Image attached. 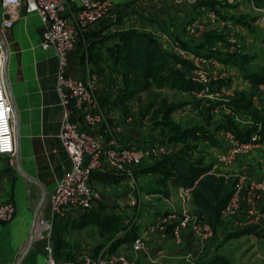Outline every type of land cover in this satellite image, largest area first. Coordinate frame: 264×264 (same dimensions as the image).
Segmentation results:
<instances>
[{"label": "crops", "instance_id": "0c3cea01", "mask_svg": "<svg viewBox=\"0 0 264 264\" xmlns=\"http://www.w3.org/2000/svg\"><path fill=\"white\" fill-rule=\"evenodd\" d=\"M111 1L113 8L107 17L95 24L77 27L78 41L69 53L68 72L78 78L89 76L92 92L105 116L101 125L89 128V131L99 133L106 141L112 139L120 145L129 147H141L148 141L167 138V132H162L163 128L155 124L150 118L151 114L145 117L140 114L141 102L145 101L147 96L145 92L124 103L117 101L118 96L124 91L125 83L122 73L111 66L107 47L120 42L121 35L131 29L151 34L162 51L179 57L183 62L178 63L177 67L187 78L191 79L193 70L199 66L206 68L209 72L210 81L196 82L203 86L199 92H187L168 87L154 88V91L161 92L168 102L181 104L172 113L171 118L182 127L203 124L201 109L209 101H226L240 92H245L253 100L259 116L264 115L262 84H254L245 79L236 65L223 63L216 57L198 54L189 48L201 42L202 36L208 30L218 31L224 34V40L216 44V50L224 53L223 55L249 53V50H252L249 54L255 55L256 58L246 63V67L250 69L263 67L264 8L257 6L254 0H235L234 2L204 0L199 5L190 4L186 0ZM73 7L66 11L70 20L77 10V7ZM208 10L216 11L227 20L228 30L224 31L213 26L199 38L190 37L186 31L187 25L190 21L205 16ZM6 16L8 15L4 13L0 1V42L4 43L7 52L6 86L7 92L11 93L9 99L15 105L19 126L16 154H0V199L12 200L16 205L14 218L8 222L0 221V264H14L19 251L27 241L30 243L31 240L32 244L35 243L37 262L43 264L44 241L40 237L33 239L36 212L38 208L46 211L47 194L57 187L62 175L70 167L69 155L58 138L63 107L56 90L57 57L52 49L41 46L42 23L37 13H27L24 6H21L19 18L12 27L3 25ZM241 17H245L244 21L247 25L235 21ZM190 40L197 41L194 44ZM232 40L235 42L233 43ZM89 46L99 47L105 59L91 62L86 58L83 62L81 57L87 54ZM258 53L261 54V58L258 57ZM173 90L194 96L195 100H171L165 93ZM190 103L196 105L200 122L187 125L178 121L174 113ZM68 105L74 111L73 120L80 127H84L85 124L78 119L72 97H69ZM226 113L233 114L235 121L242 129L254 124L252 113L235 112L230 106L217 107L214 110V121L223 119ZM244 118L247 119L246 126L241 125ZM223 133L224 131L217 133L221 142ZM173 144L175 151L182 146V142H173ZM222 146L223 143L221 146H216L211 145L208 140L200 139L192 149L191 157L202 159L210 154L215 160L208 163L212 165V173L224 176L239 174L237 180L242 181V197L249 201V208L253 209V213H249V210L244 208L239 214L222 219L213 239L203 240L188 231L181 245L174 242L170 232L160 226L156 219L154 225H139L136 229V237L147 233L146 250L134 253L130 248L132 242L130 240L119 245L115 252L126 254L130 264H198V260L206 261L221 255L218 246L224 238L241 240L244 237H250L255 247L258 245L257 241L263 242L264 238L253 234L233 238L228 236L245 227L264 228V193L250 185L253 181L264 179V139L260 142L258 140L256 148L251 152L240 155L229 164L219 160L218 155ZM197 156L199 157L196 158ZM154 162L156 160L145 159L137 168L140 169ZM103 165L104 168L99 171H113L106 161ZM137 168L131 176L123 172L126 177L114 184H103L93 179V185L101 195L99 199L101 206L97 204L96 209L103 210L104 207L107 212L114 211L123 216L131 211L133 209L131 198L134 193V185L131 186V183L135 184V176L140 178L141 175L137 173L139 170ZM169 188L170 196L165 198L171 200L169 207L172 208L169 210L173 211L179 208L181 198L179 188L171 185ZM188 206L191 210L194 209L193 202H189ZM45 216L49 218L50 214L47 216L45 213ZM76 232H82V240L90 242L88 249L86 247L85 250L76 251L81 264H85V258L93 256L95 247L105 240L100 236L99 229L95 225ZM255 247H253V255L258 253L263 259L264 251ZM105 253L107 252L102 251L99 254Z\"/></svg>", "mask_w": 264, "mask_h": 264}, {"label": "built area", "instance_id": "2783aa9c", "mask_svg": "<svg viewBox=\"0 0 264 264\" xmlns=\"http://www.w3.org/2000/svg\"><path fill=\"white\" fill-rule=\"evenodd\" d=\"M4 13L3 25L12 27L19 18V10L24 6L27 13H37L42 23L41 46L52 49L57 57L56 90L60 96L63 112L58 138L65 147L70 167L62 175L57 187L47 194L50 217L45 211L39 210L37 228L39 236L44 240L45 260L43 264H57L54 257L51 240L53 217L58 215L67 221L74 222L81 215L95 209L100 199V192L93 185L92 174L104 168L106 161L109 168L117 172L132 175L133 171L141 166L145 159L158 160L175 152L173 142L164 140L148 141L141 147H129L116 143L114 140H105L99 133L89 131L101 125L105 116L97 98L92 92V83L89 78H78L68 72L69 53L75 48L78 41L77 27L95 24L107 17L113 8L111 0H0ZM193 5H199L204 0H186ZM234 2L235 0H228ZM77 7L70 20L66 11ZM74 8V7H73ZM217 26L224 31L229 28L227 20L216 11L208 10L205 16L190 21L186 27L192 38L201 37L208 28ZM234 43L235 40H232ZM6 48L0 42V154H16V138L14 130V109L10 102L6 82ZM195 82L210 81V74L206 68L199 66L190 75ZM264 92V83L261 85ZM75 101V111L85 126L80 127L72 118L73 110L68 105V99ZM259 137L252 134L251 138L242 141L230 131L223 133V148L219 152V160L225 164L232 163L240 155L251 152L256 148ZM251 187L264 193V179L253 181ZM194 187H180L178 189L181 204L178 209L171 210L157 222L166 229L171 226L170 235L177 245H181L186 232L191 231L203 240L214 237L213 228L192 213L188 203L193 202ZM243 185L238 180L236 190L224 209L222 219L239 214L250 203L242 197ZM16 213V205L12 200L0 199V221H11ZM37 213V214H38ZM45 224V228L40 225ZM147 233H142L131 242V250L139 253L147 249ZM85 264H130L124 253L107 252L97 256L85 258Z\"/></svg>", "mask_w": 264, "mask_h": 264}, {"label": "trees", "instance_id": "16d2710c", "mask_svg": "<svg viewBox=\"0 0 264 264\" xmlns=\"http://www.w3.org/2000/svg\"><path fill=\"white\" fill-rule=\"evenodd\" d=\"M254 2L257 6L264 8V0H254ZM244 18L241 17L235 21L247 25ZM223 40L224 34L208 30L202 36L201 42L189 48L198 54L216 57L223 63L236 65L245 79L254 84H263L264 66L250 69L246 67V63L251 61L252 57L246 55L240 58L236 53L223 55L215 49L216 44ZM107 50L111 66L122 73L125 83L124 91L118 96L117 101L124 103L145 92L147 96L146 100L141 102V116L145 117L151 114L150 118L156 125L168 130L167 140L169 142H182L180 149L143 167L141 173L158 174L161 177L159 182L168 183L169 186L176 188L194 187L192 213L198 219L206 221L216 233L222 221V210L236 190L237 176L212 173V165L205 163L203 159H193L191 151L200 139L208 140L211 145L221 146L222 142L217 133L222 131H230L242 141L250 139L252 134L257 133L263 140L264 115L259 116V111L254 107L253 100L245 92H240L226 101H209L201 109L203 124L182 127L171 118L172 113L181 104L168 102V99L161 92L154 91V88L168 87L187 92L201 91L203 86L187 78L177 67L178 63L183 61L175 54L162 51L151 34L134 29L124 32L120 42L108 46ZM81 58L83 62L86 58L91 62L105 59L99 47L91 46L88 47L87 54H83ZM219 106H230L235 112L252 113L254 124L242 129L231 113H226L223 119L215 122L214 110ZM126 174L116 171H94L92 180L97 179L103 184H114L123 180ZM165 194H170L168 189ZM169 212H163L157 221ZM122 218V215L117 212L106 213L102 209L96 208L84 212L80 219L74 222L55 215L51 235L55 259L69 264H81L77 252L71 249V234L68 235L67 232L70 233L72 229L81 230L90 225L98 227L99 234L105 241L95 247L93 256L99 255L102 251L114 252L119 245L130 240L133 241L136 238V229L139 225L125 224ZM170 230L171 226L167 228L168 232ZM246 234L264 238V228L257 226L241 228L232 232L228 238ZM211 262L228 264V259L222 255H216Z\"/></svg>", "mask_w": 264, "mask_h": 264}, {"label": "rangeland", "instance_id": "374dc122", "mask_svg": "<svg viewBox=\"0 0 264 264\" xmlns=\"http://www.w3.org/2000/svg\"><path fill=\"white\" fill-rule=\"evenodd\" d=\"M241 38V37H240ZM191 42H193L194 44L196 43L197 40H190ZM249 50V49H246ZM249 53H252V50H249ZM249 53H239L237 54L238 57H242V56H249L252 57V59L256 58L255 55L249 54ZM224 54V53H222ZM258 57H262L260 53L257 54ZM169 99L174 100V101H184V100H189V101H194L195 97L191 96V95H187V94H181L180 92H178L177 90H173L170 92H166L165 93ZM195 103V102H194ZM176 119L184 124H192V123H198L200 122V116H199V112L198 109L196 108V105L193 104L191 105L188 104L187 106H185L184 108L176 111L174 113ZM199 119V121H198ZM148 120H150L148 118ZM152 121V120H151ZM247 119L244 118L242 119L241 125L242 126H246L248 125L247 123ZM150 124H153V122H150ZM160 127V126H158ZM162 128V127H161ZM246 129V128H245ZM168 130H162V132H167ZM168 133V132H167ZM260 140H262L259 137V142ZM208 148H210L208 146ZM223 148V146L221 147ZM199 156H197L196 158H198ZM205 162L208 161L207 163H212L213 161V156H211L210 154L205 155L202 158ZM159 160V159H158ZM156 160V161H158ZM140 167V166H139ZM143 167H141L137 173L141 174L140 178H138L137 176H135V181L136 183L133 184L131 183V186L134 187V193H133V197L132 199V207L133 209L131 211H128L126 214H124V216L122 215V219L124 220L125 224H134L136 225H144V224H148L150 226L154 225V223H156V219L163 215V212L167 210H169L172 207H169L171 204V200H168L165 198L169 197V195H166V189H168V191H170L168 187L169 184L168 183H161L159 182V180L161 179L160 175L158 174H152V173H141V169ZM237 176H240L239 174ZM98 204L101 206V204L98 202ZM167 207V208H166ZM43 211H45L43 209ZM50 209L49 206L47 207L45 213L47 216H49L50 214ZM103 211L107 213L106 209L103 207ZM39 213L36 214L35 216V226L33 227V239H36L40 234V231H38L39 229L37 228V217H38ZM3 222H7V221H3ZM41 228H45V224L40 225ZM77 230L72 229L68 233V235H70V245H71V249L76 252L78 249L81 250H85V248L87 247V249L89 248V244L90 242H84V240H82L83 238V233L82 232H76ZM38 233V234H37ZM215 237V236H214ZM213 237V238H214ZM41 238V237H40ZM212 238V239H213ZM43 240V239H42ZM44 241V240H43ZM257 241V240H256ZM254 242H252V239L250 237H244L243 239H225L221 242V244L218 246L220 251H221V255H223L224 257H226L228 259V264H264V258L262 259L260 257V255H258V253H256V255H253V247H255L253 245ZM29 244V241H27V243L22 247L21 251H19L16 261L14 264H18V261L20 259V257L23 255L24 251L27 249ZM257 244L255 249L258 250H263L264 251V240L263 242H259L257 241ZM35 243H31L30 248L28 249V251L26 252L25 256L23 257L22 261L20 264H38L37 260V256H36V248H35ZM255 256V257H252ZM264 256V255H263ZM213 259V258H212ZM212 259H207L206 261L203 260H198L199 262H197L198 264H216L211 262ZM59 261V260H58ZM57 261V264H58ZM59 264H69V263H65L63 261H59Z\"/></svg>", "mask_w": 264, "mask_h": 264}, {"label": "water", "instance_id": "95a60500", "mask_svg": "<svg viewBox=\"0 0 264 264\" xmlns=\"http://www.w3.org/2000/svg\"><path fill=\"white\" fill-rule=\"evenodd\" d=\"M6 18H8V16H6ZM5 61L7 62V52H6V56H5ZM5 82H6V78H5ZM7 87V86H6ZM8 96H11V93L9 92L8 93ZM11 102V101H10ZM12 103V102H11ZM13 105V109H14V130H15V138H16V148L18 146V133H19V126H18V120H17V117H16V114H15V105L14 103H12ZM39 210V208H38ZM38 210L36 212V214L38 213ZM35 223V222H34ZM31 243H32V240L30 241V243L28 244V247L27 249L24 251L23 255L20 257L19 261H18V264L21 263L23 257L25 256L26 252L28 251V249L30 248L31 246Z\"/></svg>", "mask_w": 264, "mask_h": 264}]
</instances>
